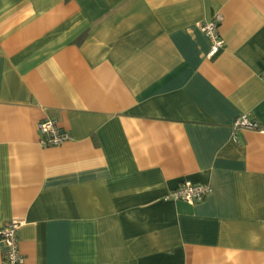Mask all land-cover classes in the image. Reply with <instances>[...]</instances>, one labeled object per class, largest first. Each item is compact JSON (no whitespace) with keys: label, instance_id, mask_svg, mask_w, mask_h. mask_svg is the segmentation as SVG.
<instances>
[{"label":"crops","instance_id":"0c3cea01","mask_svg":"<svg viewBox=\"0 0 264 264\" xmlns=\"http://www.w3.org/2000/svg\"><path fill=\"white\" fill-rule=\"evenodd\" d=\"M263 69L264 0H0V228L25 221L22 264H264V133L232 130L264 126ZM47 118L72 139L42 145ZM185 181L211 190L165 199Z\"/></svg>","mask_w":264,"mask_h":264},{"label":"built area","instance_id":"2783aa9c","mask_svg":"<svg viewBox=\"0 0 264 264\" xmlns=\"http://www.w3.org/2000/svg\"><path fill=\"white\" fill-rule=\"evenodd\" d=\"M221 15L214 14L209 20L198 24L199 30L209 39L208 57L214 56L224 45V40L219 33V23ZM264 80V69L260 73ZM38 131L44 137L41 144L44 146L59 145L72 139L69 132L62 130L53 119H44L38 123ZM250 129L260 133H264V126H260L256 121L250 119L246 115L239 116L232 123V130ZM211 188L207 183H192L185 181L176 189L170 191L165 199L180 200L187 203H195L201 201ZM25 224L23 219H11L0 228V242L6 246L5 260L10 264H22L23 257L19 251V243L17 238L18 230Z\"/></svg>","mask_w":264,"mask_h":264}]
</instances>
